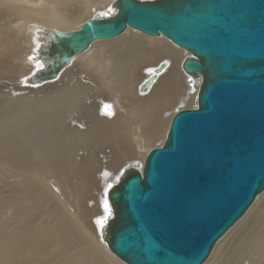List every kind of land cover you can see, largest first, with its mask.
<instances>
[{
	"label": "bare ground",
	"instance_id": "obj_1",
	"mask_svg": "<svg viewBox=\"0 0 264 264\" xmlns=\"http://www.w3.org/2000/svg\"><path fill=\"white\" fill-rule=\"evenodd\" d=\"M119 2L0 0V264H127L105 243L110 190L143 174L175 112L198 105L206 71L186 69L199 58L169 37L130 26L71 43ZM202 264H264V188Z\"/></svg>",
	"mask_w": 264,
	"mask_h": 264
},
{
	"label": "water",
	"instance_id": "obj_2",
	"mask_svg": "<svg viewBox=\"0 0 264 264\" xmlns=\"http://www.w3.org/2000/svg\"><path fill=\"white\" fill-rule=\"evenodd\" d=\"M119 3L115 19L86 21L71 43L86 49L127 26L161 33L199 58L186 69L206 74L198 105L175 112L143 174L110 190L108 246L127 264H202L264 188V0Z\"/></svg>",
	"mask_w": 264,
	"mask_h": 264
},
{
	"label": "snow or ice",
	"instance_id": "obj_3",
	"mask_svg": "<svg viewBox=\"0 0 264 264\" xmlns=\"http://www.w3.org/2000/svg\"><path fill=\"white\" fill-rule=\"evenodd\" d=\"M30 59H34V58L33 57H30ZM105 210L106 211H109L108 206H107V201H105ZM97 223L100 224L101 227L103 226V221L98 220Z\"/></svg>",
	"mask_w": 264,
	"mask_h": 264
},
{
	"label": "rangeland",
	"instance_id": "obj_4",
	"mask_svg": "<svg viewBox=\"0 0 264 264\" xmlns=\"http://www.w3.org/2000/svg\"><path fill=\"white\" fill-rule=\"evenodd\" d=\"M1 92V91H0ZM99 219V218H98ZM101 219V218H100ZM105 243H107V245H108V240L106 239V241H105ZM100 247H101V245H99Z\"/></svg>",
	"mask_w": 264,
	"mask_h": 264
}]
</instances>
